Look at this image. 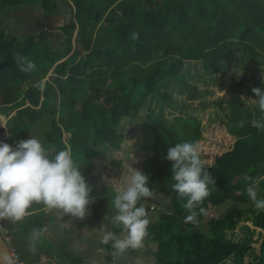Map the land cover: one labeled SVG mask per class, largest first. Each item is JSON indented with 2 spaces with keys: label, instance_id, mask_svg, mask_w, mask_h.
<instances>
[{
  "label": "trees",
  "instance_id": "1",
  "mask_svg": "<svg viewBox=\"0 0 264 264\" xmlns=\"http://www.w3.org/2000/svg\"><path fill=\"white\" fill-rule=\"evenodd\" d=\"M68 1L69 18L56 44L48 43L49 29L41 26L22 39L0 27V112L15 110L5 142L14 147L33 135L49 155L68 150L92 189L100 168L126 169L112 153L134 132L135 143L125 151L144 153L140 170L148 186L173 196L174 211L161 212L147 226L149 240L158 246L156 264H264V210L234 205L210 217L208 229L202 223L211 208L247 203L249 185L264 199V128L255 126L264 124V112L252 92L264 89V0ZM67 2L0 0V22L9 8L39 5L45 18ZM19 57L35 68L21 71ZM232 67L242 74L227 87L232 83L224 84L223 77ZM247 68L254 70L248 77ZM216 87L232 90L230 96L215 97ZM232 92H244L251 101ZM25 99L29 104L17 109ZM197 109L208 110L207 118L215 121L228 109L227 132L236 133L212 163L205 160L210 153L200 149L208 123L197 118ZM183 141L199 145L214 180L210 194L191 210L197 213L192 222H185L187 198L171 190V162L165 159L168 148ZM44 209L34 202L22 220L2 219L17 251L18 238L28 241L33 229H45ZM13 226L20 227L16 236ZM236 228L241 236H235Z\"/></svg>",
  "mask_w": 264,
  "mask_h": 264
},
{
  "label": "clouds",
  "instance_id": "2",
  "mask_svg": "<svg viewBox=\"0 0 264 264\" xmlns=\"http://www.w3.org/2000/svg\"><path fill=\"white\" fill-rule=\"evenodd\" d=\"M18 59L21 71L30 72L35 68L32 61L24 57ZM235 71L242 74V71ZM252 92L259 109L264 112V89L253 87ZM255 126L264 128V124L259 122ZM165 159L171 162V178L174 181L171 190L187 198L185 208L190 210V214L185 217V222H192L197 213L191 210L210 194L209 185L214 183L213 177L205 169L196 142L172 144ZM148 179V175L136 167L130 171L127 185L112 200L115 209L112 220L123 225L125 234L117 237L113 232H104L101 244L111 241L112 247L119 253L142 247L149 220L145 207L142 204L137 206V202L153 196ZM91 191L81 167L68 150L61 149L49 155L33 135L20 140L14 147L0 141V219L20 221L34 202L42 203L48 209H60L64 215L83 218L92 201ZM247 194L256 208L264 210V199L258 198L255 187L249 185ZM44 231V228L33 229V247ZM0 264H5L2 257Z\"/></svg>",
  "mask_w": 264,
  "mask_h": 264
},
{
  "label": "crops",
  "instance_id": "3",
  "mask_svg": "<svg viewBox=\"0 0 264 264\" xmlns=\"http://www.w3.org/2000/svg\"><path fill=\"white\" fill-rule=\"evenodd\" d=\"M27 104H29V101L25 99L16 108H22ZM8 115L10 114L8 113ZM6 117H3L4 121ZM130 146L131 144L128 147ZM136 161L134 165H127L130 166L129 172L133 167L140 169L142 159ZM129 172L126 175L124 174L125 177H121L122 186L124 179V186L127 185ZM121 188L123 187H115V192L112 190L109 192L112 193L110 197L112 200ZM154 192L152 197L145 199L146 205L144 204L146 207L149 205L156 207V211L150 212L148 216L149 223H154L157 220V210L165 213L174 211L173 196L170 193ZM106 194L101 193V195H97L98 197L91 195L92 201L88 205V211L83 218L64 215L60 209L45 207L42 216L46 229L44 235L35 241L34 247L31 239L25 241L18 238V243L16 242L21 259L26 264H156L158 246L155 241L149 240L148 227L140 248H129L123 253H119L112 247L111 241L108 244L100 243V238L104 232H113L117 237H122L125 234L123 225L118 229L120 224L116 226V223L112 220L115 214L111 213V210H114V208L112 201L108 202L109 198L105 197ZM7 223L4 222L5 225ZM13 227V236H16L20 233V227Z\"/></svg>",
  "mask_w": 264,
  "mask_h": 264
},
{
  "label": "rangeland",
  "instance_id": "4",
  "mask_svg": "<svg viewBox=\"0 0 264 264\" xmlns=\"http://www.w3.org/2000/svg\"><path fill=\"white\" fill-rule=\"evenodd\" d=\"M67 2V0H65ZM69 3V1L67 3H62L61 9L59 10V12L55 13L54 15H52L51 17L46 16L45 18L42 15V9L39 5H33V6H20L16 11L13 9H8L7 13H2L3 17L1 19L0 22V27L3 28L4 30H6L7 32H9L10 34L13 33L15 35L18 36L19 39H22L23 37H25L26 33L29 31H34V30H38L41 27L47 28L49 29V32L47 33V40L48 43L50 44H56V42L62 38V34L60 32V26L64 23L67 22L68 18H69V13L68 11L65 9L67 4ZM49 23V25H48ZM49 26V27H48ZM8 33V34H9ZM75 33V32H74ZM72 44L74 46V41L72 39ZM260 68L264 69V65H260ZM235 69L237 71H240V69L238 68H233L232 70L229 71L226 75H224L223 79H224V84H228V83H232L235 80H238L241 76V74H237V72L235 71ZM252 71L254 73V70H251L250 68H247L246 70V76H249V72ZM49 75V74H48ZM46 79V78H45ZM264 78L261 77V81ZM234 83L232 84H228L227 87L232 86ZM200 86H202L200 84ZM215 90V97H220L223 96V94H225V96H230V91L232 90H227L224 88L218 89L217 87L214 89ZM232 94L237 95L239 94L240 97L246 102L249 103L251 100L248 99V97L246 96V94L244 92H240V93H235L232 92ZM213 96H211L210 98H212ZM195 104H198V101L195 102ZM224 104L227 106V104L224 102ZM28 105V104H27ZM214 109V108H212ZM216 111H219V109H217ZM15 111L13 110V112H10L8 115V113H4V112H0V115H3L2 117L0 116V141H4L6 140L9 132L6 131L7 128V120L9 119L10 116H12V114ZM207 111H200L199 109H197V113H194L198 119L202 120L203 122H207L208 124L205 125V129H207L204 133H203V137L204 139L202 140V143H200V149H204L205 152H207L208 154L210 153V157L207 160V158H205V160L210 163H212L214 161V158L219 155L223 150L229 149L234 141V137L233 135H236L235 132H232L233 135L229 134L226 130V128L228 127L227 122H228V118L227 113H228V109H225V111L223 113H221L220 115V119H218L217 121H215L214 119H208L207 118ZM8 115V116H7ZM7 116V117H6ZM3 117H6V120H3ZM215 121V122H214ZM214 123V124H212ZM35 133V132H34ZM37 137H40V134H37ZM67 138V133L63 134V139L66 140ZM135 143V136H134V132L133 135L130 136V138L127 140L125 138V140L121 143V149L120 150H115L113 151V155L115 156V158H122L121 160V164H122V168H125L122 171H116L115 169L112 168H100V170L98 171L100 173L99 176H96L95 178L91 179V185H92V189L93 191H91L92 194L90 195H94V197H98L97 195H101V193L105 194H109V192L114 188L117 187L119 188L120 186H122V180L121 177L126 173V170L129 169V167L127 166L129 165H134V163H136V160L143 159L144 153H140L139 151H128L126 152L125 149L129 146V144H134ZM204 153V151H203ZM106 159L108 161H110V158L106 157ZM136 159V160H135ZM99 166V164H98ZM130 173V172H129ZM104 180H107L104 182ZM254 184V183H253ZM119 186V187H118ZM162 190V189H161ZM262 193H264V187L261 189ZM154 192V191H152ZM245 193V198L247 200L246 202H241V201H237V203H234L233 201H229L228 203H224L218 207H214L209 209L203 216V227L205 229H208L209 226L207 225L208 219L210 217H216L219 215H224L226 213V211L231 208L232 206L236 205L240 208H246L247 206L249 207L250 204L254 205V202L250 200L247 191L244 192ZM106 198H109V195L105 196ZM145 204V203H144ZM150 208H154L156 211V207L149 205ZM180 207L182 205H179ZM152 212V211H150ZM158 215L161 213L159 212V210H157ZM150 213H148V210L146 211V215H149ZM247 214V213H245ZM208 216V217H206ZM241 222H243L241 220ZM248 226L252 227V223L250 221H244ZM4 230V228H3ZM255 235L254 237H257L258 235V230H260L259 228L255 229ZM148 232H149V227H148ZM236 237L241 236L243 234V231L241 230V228L237 229L236 228ZM46 246H48L47 244H45ZM253 245L255 247L258 246V243H253ZM29 261V260H28ZM149 264V263H146ZM225 264H230V261H227Z\"/></svg>",
  "mask_w": 264,
  "mask_h": 264
},
{
  "label": "built area",
  "instance_id": "5",
  "mask_svg": "<svg viewBox=\"0 0 264 264\" xmlns=\"http://www.w3.org/2000/svg\"><path fill=\"white\" fill-rule=\"evenodd\" d=\"M4 239L6 241H10V236L7 233H5L4 234ZM9 251H10V255H11L13 261L16 264H24V262L20 259V256H19L16 248L14 247V245H12V244L9 245Z\"/></svg>",
  "mask_w": 264,
  "mask_h": 264
},
{
  "label": "bare ground",
  "instance_id": "6",
  "mask_svg": "<svg viewBox=\"0 0 264 264\" xmlns=\"http://www.w3.org/2000/svg\"><path fill=\"white\" fill-rule=\"evenodd\" d=\"M148 213H150V211H148ZM3 228H4V230H3ZM5 233H7V231H6V229H5V226H4V221H2V219H0V235H1V237H2V239H3V241H4V243H5V245H6V247H7V251H8V254H9V257L11 258V260H12V262L14 263V264H16L14 261H13V259H12V257H11V255H10V251H9V245L10 244H12V245H14L13 244V242L11 241V237H10V241H6L5 239H4V234ZM8 234V233H7ZM10 236V235H9ZM14 247H15V245H14ZM16 248V247H15ZM17 250V249H16ZM18 252V251H17ZM19 254V253H18ZM20 256V255H19ZM20 259H21V257H20ZM22 260V259H21ZM23 261V260H22ZM24 262V261H23ZM24 264H26L25 262H24Z\"/></svg>",
  "mask_w": 264,
  "mask_h": 264
},
{
  "label": "water",
  "instance_id": "7",
  "mask_svg": "<svg viewBox=\"0 0 264 264\" xmlns=\"http://www.w3.org/2000/svg\"><path fill=\"white\" fill-rule=\"evenodd\" d=\"M0 257L4 258L5 264H14L11 260V258L9 257L8 251H7V247L0 235Z\"/></svg>",
  "mask_w": 264,
  "mask_h": 264
}]
</instances>
